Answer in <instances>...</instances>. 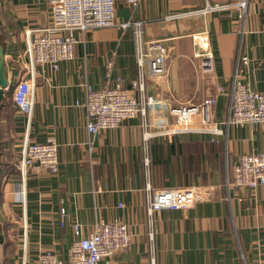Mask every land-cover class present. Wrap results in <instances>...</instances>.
<instances>
[{
	"label": "crops",
	"instance_id": "obj_1",
	"mask_svg": "<svg viewBox=\"0 0 264 264\" xmlns=\"http://www.w3.org/2000/svg\"><path fill=\"white\" fill-rule=\"evenodd\" d=\"M238 1L139 0L131 6L115 0L116 22L130 24L124 29L78 30L72 59L59 62L55 70L38 66L27 126L12 92L28 76V30L50 25L51 14L48 0H0L3 75L11 83L0 107V226L5 235L0 264H21L22 259L32 264L41 251L49 250L61 264H70L72 223L78 222L88 236L99 218L116 217L133 236L126 250L100 264H151V230L155 264H264V185L253 192L226 185V174L240 154L264 153V125L221 126L223 134L214 138L200 132L144 137L147 130L173 126L167 103L215 96L212 117L225 120L226 93L238 56L249 60L246 67L240 63L242 81L264 92V0H247L243 21L235 7L203 10ZM134 21L142 22L144 39L162 40L167 47L166 73L146 77V93L158 103L147 108V130L137 116L90 136L81 105L85 84L104 86L108 62L113 63L111 79L119 76L128 86L136 77ZM203 32L214 60L208 73L196 57L195 38ZM50 136L59 145V171L30 166L23 205L16 192L23 143L44 142ZM182 188L194 189L197 201L180 210L156 211L150 225L149 200L161 191Z\"/></svg>",
	"mask_w": 264,
	"mask_h": 264
},
{
	"label": "built area",
	"instance_id": "obj_2",
	"mask_svg": "<svg viewBox=\"0 0 264 264\" xmlns=\"http://www.w3.org/2000/svg\"><path fill=\"white\" fill-rule=\"evenodd\" d=\"M139 0H127L131 6ZM51 24L34 30H28V39L25 46L27 78L17 81L12 92V99L17 110L26 117L27 126L31 119L33 106L32 86L34 72L38 66L49 65L52 69L58 68V63L73 58L75 33L93 31V29L119 26L126 28L130 22L117 23L115 20V0H48ZM247 0H240L225 5H212L203 8L204 12L225 10L235 7L239 18L244 20L247 9ZM179 15L175 16L178 17ZM134 26L133 45L135 46V62L137 75L123 84L119 76L111 79L113 63L108 62L104 75V86L94 88L85 84L84 101L81 105L86 114V131L95 136L101 130L117 128L125 120L133 117H142L143 129L147 130V108L156 105L155 97L146 93V77L160 78L167 71V47L162 40H146L143 38L141 21L131 22ZM195 44L198 48L196 57H199L202 69L205 72L213 70V55L207 48V35L203 32L196 36ZM231 74V83L227 91L228 116L223 121L212 117V108L216 102L215 96H206L197 104L180 103L169 108L174 117V124L153 132L146 131L145 138L150 136L178 135L181 133H205L215 137L222 135L224 126H243L245 124L264 125V92L255 91L242 81L239 66L246 67L249 60L245 56H238ZM145 70V71H144ZM111 82V84H110ZM218 93H223L219 88ZM58 143L55 137L50 136L44 142H27L25 139L19 161L20 178L17 184V194L25 205L26 183L25 175L30 166L48 170L52 174L59 171ZM232 171L226 174L227 187L239 191L245 189L253 192L257 187L264 185V153L240 154ZM194 189L181 190L167 189L154 195L148 202L146 214L150 217L153 226V216L161 209L180 210L187 208L198 199ZM61 216L64 211L60 210ZM64 226V223H62ZM74 239L69 246L70 264H100L104 259H110L118 252L126 250L132 238V232L119 219L105 221L101 218L92 225L91 233L84 236L78 222L72 223ZM152 228V227H151ZM150 232V262L155 264V248L153 234ZM62 261L49 251H41L32 264H61ZM21 264H27L22 259Z\"/></svg>",
	"mask_w": 264,
	"mask_h": 264
},
{
	"label": "water",
	"instance_id": "obj_3",
	"mask_svg": "<svg viewBox=\"0 0 264 264\" xmlns=\"http://www.w3.org/2000/svg\"><path fill=\"white\" fill-rule=\"evenodd\" d=\"M3 55H4V52L0 46V101H1V98L4 94V90L11 87V83L8 82L3 75V68H4V66H3V64H4ZM0 169H1V167H0Z\"/></svg>",
	"mask_w": 264,
	"mask_h": 264
},
{
	"label": "trees",
	"instance_id": "obj_4",
	"mask_svg": "<svg viewBox=\"0 0 264 264\" xmlns=\"http://www.w3.org/2000/svg\"><path fill=\"white\" fill-rule=\"evenodd\" d=\"M10 90H11V88H8V90L4 93V94H6V93H9L10 92ZM3 94V95H4ZM3 96H2V98H1V101H0V107L2 106V103H3ZM2 165H0V167H1ZM2 174H3V167H1V169H0V179H1V177H2ZM4 232H3V227H1L0 226V243H2L3 241H4Z\"/></svg>",
	"mask_w": 264,
	"mask_h": 264
},
{
	"label": "rangeland",
	"instance_id": "obj_5",
	"mask_svg": "<svg viewBox=\"0 0 264 264\" xmlns=\"http://www.w3.org/2000/svg\"><path fill=\"white\" fill-rule=\"evenodd\" d=\"M204 73H208V72H205V71H203ZM204 97H202V98H200V99H198L197 101H189V102H185V103H193V104H197V102H199V101H201L202 99H203ZM164 104H166V103H164ZM166 105H168V106H174V105H172V104H166ZM175 105H179V104H175Z\"/></svg>",
	"mask_w": 264,
	"mask_h": 264
}]
</instances>
